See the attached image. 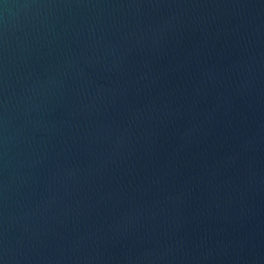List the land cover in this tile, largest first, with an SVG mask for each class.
Wrapping results in <instances>:
<instances>
[{
	"label": "water",
	"instance_id": "1",
	"mask_svg": "<svg viewBox=\"0 0 264 264\" xmlns=\"http://www.w3.org/2000/svg\"><path fill=\"white\" fill-rule=\"evenodd\" d=\"M0 264H264V0H0Z\"/></svg>",
	"mask_w": 264,
	"mask_h": 264
}]
</instances>
